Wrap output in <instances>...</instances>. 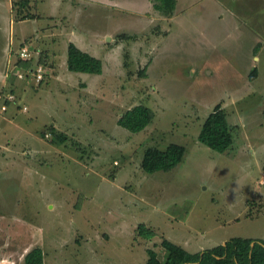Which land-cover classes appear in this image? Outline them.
<instances>
[{
  "label": "rangeland",
  "instance_id": "1",
  "mask_svg": "<svg viewBox=\"0 0 264 264\" xmlns=\"http://www.w3.org/2000/svg\"><path fill=\"white\" fill-rule=\"evenodd\" d=\"M20 1L0 0V264H25L37 246L45 264H146L149 248L166 259L164 239L190 252L264 240V0H181L171 16L140 12L148 0ZM17 11L36 16L19 22ZM63 22L102 75L52 57ZM25 44L35 63L56 65L39 86L19 77ZM11 90L16 109L2 111ZM218 103L234 126L225 152L198 137ZM137 104L155 118L134 132L118 120ZM172 142L183 161L145 171V150Z\"/></svg>",
  "mask_w": 264,
  "mask_h": 264
},
{
  "label": "trees",
  "instance_id": "2",
  "mask_svg": "<svg viewBox=\"0 0 264 264\" xmlns=\"http://www.w3.org/2000/svg\"><path fill=\"white\" fill-rule=\"evenodd\" d=\"M177 3L178 0H156L155 8L162 14L171 16L176 10ZM20 4L26 7L28 3L27 0H23ZM35 16L29 12L21 13L17 11L15 18L18 20ZM41 63H44V61H41ZM17 64L28 68L35 64V60L25 61L19 59ZM68 68L76 72L100 74L103 71V61L84 51L76 43L71 42L68 47ZM145 71V69H142L140 73L145 74ZM257 74L258 69L254 68L250 72V78L255 79ZM6 102L9 101L6 100ZM154 118L155 113L152 108L145 104H137L121 114L118 124L137 132L145 129L152 123ZM233 128L234 126L229 122L227 110L222 103H218L205 119L198 137L201 142L210 148L225 152L234 142ZM56 134L58 139L64 140L66 137L63 134ZM186 151V146L177 142H172L165 148L150 146L144 152L142 167L149 173L172 170L183 161ZM138 229L139 233L147 238L154 235V231L144 224H141ZM255 240L258 241L252 247V242ZM162 245L167 250L166 259L161 260L158 253L153 248H149V257L146 264H264L263 239L241 236L231 237L225 244H219L199 252H190L168 239H164ZM25 264H45L43 248L37 246L30 250L25 257Z\"/></svg>",
  "mask_w": 264,
  "mask_h": 264
},
{
  "label": "crops",
  "instance_id": "3",
  "mask_svg": "<svg viewBox=\"0 0 264 264\" xmlns=\"http://www.w3.org/2000/svg\"><path fill=\"white\" fill-rule=\"evenodd\" d=\"M62 1H65V0H62ZM82 1H84V0H82ZM90 1V3H93V4H95V5H99V3H102V1L103 2H106V1H104V0H89ZM21 2V1H20ZM19 2V3H20ZM123 2H125V0H108L106 3H111V5L113 4L114 6H119L121 3H123ZM148 2H149V8L148 9H144V10H140V12H143V13H151V11H152V9H155L156 11H159V10H157L156 8H155V2H156V0H148ZM180 2H181V0H178V3H177V9L179 8L178 6L180 5ZM14 7V6H13ZM151 10V11H150ZM160 12V11H159ZM38 15V14H37ZM62 17V16H61ZM25 20H26V18H25ZM22 21H24L23 19H21V20H19V22H22ZM63 30H61L62 32V34H64L65 36H67V38L64 40V45L62 46V48H61V56L60 55H58L57 54V51H56V47H55V49L53 50V52H51V54H52V57L53 58H55V59H57L58 57H60V58H64L63 59V61H62V65H63V62L65 61V59L67 60V62H68V47H69V43H71V42H74V43H76L72 38H73V36L75 35V39H77V40H82L83 39V36L81 35V34H78V31H77V29H76V26H75V24H73V23H69L68 25H65V23L63 22ZM77 31V32H76ZM117 34V32L116 33H114L113 34V36L111 35V34H108L107 36H110V37H114L115 35ZM120 35H122V34H120ZM109 37V38H110ZM120 37V36H119ZM114 42H118L117 40H114ZM81 45H83V46H85L86 47V45H85V42H84V40L83 41H80L79 42ZM81 49H83L78 43H76ZM25 45H27V44H25ZM24 46V45H23ZM86 49V48H85ZM85 49H83L84 51H87V52H89V53H91V54H93L92 53V51H89V50H85ZM93 55H95V54H93ZM96 56V55H95ZM98 57V56H97ZM32 59H34L35 60V57H33ZM101 59V58H100ZM102 60V59H101ZM103 61V60H102ZM17 62H18V60L16 61V65H18L17 64ZM8 64H10V63H8ZM36 64V63H35ZM49 67L51 68V72L49 73V74H51V73H54V74H56L55 73V69H56V71H57V68H56V65L54 64V66H50L49 65ZM103 68H104V63H103ZM105 69V68H104ZM63 71H65V70H63ZM85 73V72H84ZM94 74V73H93ZM103 74V73H102ZM101 73L100 74H98V75H102ZM250 74V73H249ZM258 75V74H257ZM5 78L7 79V81H8V83L9 82H11V76H10V74L7 76L6 74H5ZM46 79V77L43 79V81L40 83V84H38V85H35V84H33L32 82H30V81H28V80H26V79H24V81L25 82H29V83H31L33 86H39V85H41V84H43V82H44V80ZM7 86V82H5L4 83V85H2V87L0 88V90H2V88H4V87H6ZM10 92H14V90H11ZM9 92V93H10ZM6 95V94H5ZM4 95V96H5ZM3 96V97H4ZM16 101L17 100H13V101H9L8 103L6 102V98H4L3 99V101H2V106H3V104L6 102L7 103V106H8V108H7V110H10V107H12L13 109H16L15 108V106H16ZM14 103V104H13ZM13 104V105H12ZM25 107V106H24ZM226 109V108H225ZM2 111H3V107H2ZM5 112V111H4ZM5 117H7V116H5ZM228 117H229V115H228ZM8 118H9V121H12L10 118H12L10 115H9V117H7V118H5V121H7L8 120ZM55 128H56V126H55ZM3 128H1L0 127V131L2 130ZM2 263L3 262H5V263H7V264H13L14 263V261L13 260H9V259H7L6 257H3L2 259ZM16 264V263H15Z\"/></svg>",
  "mask_w": 264,
  "mask_h": 264
},
{
  "label": "built area",
  "instance_id": "4",
  "mask_svg": "<svg viewBox=\"0 0 264 264\" xmlns=\"http://www.w3.org/2000/svg\"><path fill=\"white\" fill-rule=\"evenodd\" d=\"M18 53H19L18 59H22L25 61L32 59L34 56L31 48L26 45L22 46L18 51ZM23 68H21L19 77L26 79L35 85L40 84L45 78L46 74H49L51 72L50 67L47 64L41 62L33 64L31 67L24 69ZM6 75L7 76L9 75V71H7ZM30 79H32V81ZM6 100L8 101L16 100V94L14 92L8 93V95L6 96ZM2 107L3 110H6L8 108L7 103L5 102ZM24 109L27 110L28 109L27 106H25ZM47 136H50V134H47Z\"/></svg>",
  "mask_w": 264,
  "mask_h": 264
},
{
  "label": "water",
  "instance_id": "5",
  "mask_svg": "<svg viewBox=\"0 0 264 264\" xmlns=\"http://www.w3.org/2000/svg\"><path fill=\"white\" fill-rule=\"evenodd\" d=\"M224 244H225V243H224ZM255 244H256V241H253V242H252V247H254ZM3 264H7V263L3 262Z\"/></svg>",
  "mask_w": 264,
  "mask_h": 264
}]
</instances>
